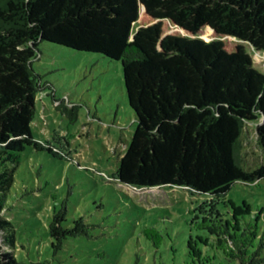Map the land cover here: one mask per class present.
Returning <instances> with one entry per match:
<instances>
[{
	"label": "trees",
	"instance_id": "16d2710c",
	"mask_svg": "<svg viewBox=\"0 0 264 264\" xmlns=\"http://www.w3.org/2000/svg\"><path fill=\"white\" fill-rule=\"evenodd\" d=\"M41 42L121 62L136 124L119 161L121 184L217 196L264 178V165L244 169L242 141L247 123L261 121L264 152V72L245 48L264 53V0H0V214L24 149L57 154L32 134ZM65 219L63 204L48 226L55 254L88 235L83 218L69 227ZM8 228L0 217V264H22ZM144 234L154 245L162 238L155 227ZM247 248L227 256L264 264L261 248Z\"/></svg>",
	"mask_w": 264,
	"mask_h": 264
},
{
	"label": "rangeland",
	"instance_id": "374dc122",
	"mask_svg": "<svg viewBox=\"0 0 264 264\" xmlns=\"http://www.w3.org/2000/svg\"><path fill=\"white\" fill-rule=\"evenodd\" d=\"M256 69L264 53L245 45ZM41 77L32 134L56 155L27 146L0 214L10 221L22 264H239L236 248L264 256V178L234 183L217 196L182 187L132 188L117 179L136 124L120 61L41 42L32 64ZM242 134L243 167L264 165L256 126ZM66 208L64 226L83 218L88 235L68 238L54 253L48 226ZM155 227L157 245L144 234ZM158 241V239H156ZM250 245V246H249ZM209 264V263H208Z\"/></svg>",
	"mask_w": 264,
	"mask_h": 264
},
{
	"label": "water",
	"instance_id": "95a60500",
	"mask_svg": "<svg viewBox=\"0 0 264 264\" xmlns=\"http://www.w3.org/2000/svg\"><path fill=\"white\" fill-rule=\"evenodd\" d=\"M248 123H251V122H248ZM260 123H261V121L258 124H260Z\"/></svg>",
	"mask_w": 264,
	"mask_h": 264
}]
</instances>
